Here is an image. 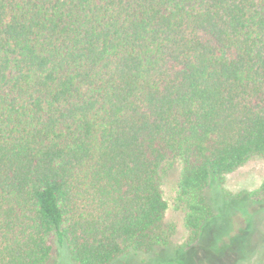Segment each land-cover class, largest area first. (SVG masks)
I'll return each mask as SVG.
<instances>
[{
    "label": "trees",
    "instance_id": "obj_1",
    "mask_svg": "<svg viewBox=\"0 0 264 264\" xmlns=\"http://www.w3.org/2000/svg\"><path fill=\"white\" fill-rule=\"evenodd\" d=\"M255 156L264 0H0V264H160L168 170L194 242Z\"/></svg>",
    "mask_w": 264,
    "mask_h": 264
},
{
    "label": "rangeland",
    "instance_id": "obj_2",
    "mask_svg": "<svg viewBox=\"0 0 264 264\" xmlns=\"http://www.w3.org/2000/svg\"><path fill=\"white\" fill-rule=\"evenodd\" d=\"M180 165L168 170L164 178V196L169 203L167 222L175 225V233L168 246L158 249L156 260L163 264H264V194H253L264 182V156H255L246 164L225 175L219 189L215 184L211 191H217L222 199L231 202L232 216L212 223L209 228L190 241V231L184 223V213L175 207ZM223 197V198H222ZM216 212V219L221 218ZM54 244L51 264H71V258L60 254L59 245ZM190 251L187 254L178 249ZM196 248V249H195ZM239 254L238 256L233 255ZM233 255V256H232ZM124 260L129 264H155L145 254L126 252ZM161 260V259H160Z\"/></svg>",
    "mask_w": 264,
    "mask_h": 264
},
{
    "label": "flooded vegetation",
    "instance_id": "obj_3",
    "mask_svg": "<svg viewBox=\"0 0 264 264\" xmlns=\"http://www.w3.org/2000/svg\"><path fill=\"white\" fill-rule=\"evenodd\" d=\"M168 245H170V243L168 244ZM168 245H166V246H168ZM196 249V248H195ZM178 250H180L182 253H184V254H187V253H189L190 251H188V250H183L182 248L181 249H178ZM170 256H168V257H165V258H160L161 259V261H159V262H162L164 259H166V258H169ZM159 259V260H160ZM160 264H162V263H160Z\"/></svg>",
    "mask_w": 264,
    "mask_h": 264
}]
</instances>
